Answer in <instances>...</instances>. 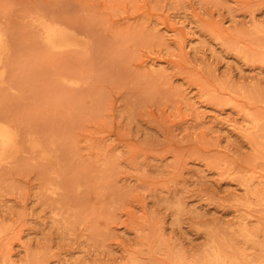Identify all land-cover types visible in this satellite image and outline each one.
I'll return each mask as SVG.
<instances>
[{"label": "rangeland", "instance_id": "obj_1", "mask_svg": "<svg viewBox=\"0 0 264 264\" xmlns=\"http://www.w3.org/2000/svg\"><path fill=\"white\" fill-rule=\"evenodd\" d=\"M42 16L74 36L47 44ZM0 31V264H199L264 236V0H0Z\"/></svg>", "mask_w": 264, "mask_h": 264}, {"label": "bare ground", "instance_id": "obj_2", "mask_svg": "<svg viewBox=\"0 0 264 264\" xmlns=\"http://www.w3.org/2000/svg\"><path fill=\"white\" fill-rule=\"evenodd\" d=\"M35 24L40 36L43 38L42 40H45V42L51 46H58L75 34L72 32L73 30L70 31L58 23L49 20L45 16L37 18L35 20ZM6 49V38L0 31V59ZM18 149V133L12 129L10 125L0 122V157H5L8 154L15 153ZM254 198L259 202V204H264L263 195L258 193L255 194ZM241 241L246 245V248H251V252H248L247 249L240 250L241 248L238 246ZM228 243L229 244H227L224 240H215L212 248L208 250L203 257H201L198 263L264 264V236L261 234L260 229L253 230L248 224H246L237 232V237ZM230 252L232 254H230Z\"/></svg>", "mask_w": 264, "mask_h": 264}]
</instances>
